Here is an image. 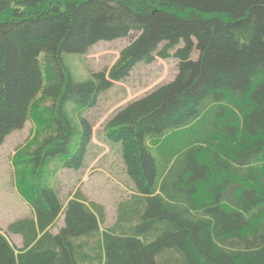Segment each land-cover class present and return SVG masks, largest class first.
<instances>
[{"label": "trees", "instance_id": "1", "mask_svg": "<svg viewBox=\"0 0 264 264\" xmlns=\"http://www.w3.org/2000/svg\"><path fill=\"white\" fill-rule=\"evenodd\" d=\"M124 38L74 78L67 55ZM156 59L175 78L105 126L135 186L107 224L58 174L82 167L96 98ZM27 120L12 164L32 216L0 231V264H264V0H0V145Z\"/></svg>", "mask_w": 264, "mask_h": 264}, {"label": "rangeland", "instance_id": "2", "mask_svg": "<svg viewBox=\"0 0 264 264\" xmlns=\"http://www.w3.org/2000/svg\"><path fill=\"white\" fill-rule=\"evenodd\" d=\"M129 39L98 42L89 49L83 59L73 54L67 55L65 62L73 72L74 78L83 80L91 72L108 70L116 62L120 49ZM176 65L173 59H156L149 64H137L125 80L114 83L85 111L84 117L91 126V140L82 167L65 169L58 174L61 201L65 202L69 192L80 188L88 199L103 205L107 224L112 223L117 203L127 197L128 190H135V186L126 173L120 145L106 141L105 126L128 103L173 80L176 76ZM34 129V123L27 120L21 129L11 132L0 145V229H5L8 224L20 218L31 217L29 206L21 200L15 190L12 158L32 137ZM30 149L32 148L27 150ZM63 224V217L60 216L51 232L57 234ZM10 242L19 245L16 238H12Z\"/></svg>", "mask_w": 264, "mask_h": 264}, {"label": "crops", "instance_id": "3", "mask_svg": "<svg viewBox=\"0 0 264 264\" xmlns=\"http://www.w3.org/2000/svg\"><path fill=\"white\" fill-rule=\"evenodd\" d=\"M58 220V219H57ZM57 220L53 223V225H52V227L51 228H53L54 227V225L56 224V222H57ZM14 238H16L17 239V241H19V244H20V242H21V238L20 237H18V236H14Z\"/></svg>", "mask_w": 264, "mask_h": 264}]
</instances>
